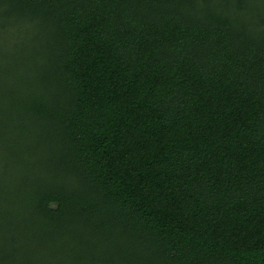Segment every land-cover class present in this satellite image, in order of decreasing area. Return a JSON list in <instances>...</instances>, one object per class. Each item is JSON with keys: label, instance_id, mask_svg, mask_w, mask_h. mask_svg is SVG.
Wrapping results in <instances>:
<instances>
[{"label": "trees", "instance_id": "1", "mask_svg": "<svg viewBox=\"0 0 264 264\" xmlns=\"http://www.w3.org/2000/svg\"><path fill=\"white\" fill-rule=\"evenodd\" d=\"M0 264H264V0H0Z\"/></svg>", "mask_w": 264, "mask_h": 264}]
</instances>
